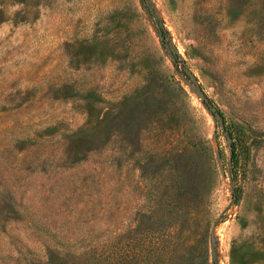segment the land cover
Instances as JSON below:
<instances>
[{
  "label": "rangeland",
  "instance_id": "obj_1",
  "mask_svg": "<svg viewBox=\"0 0 264 264\" xmlns=\"http://www.w3.org/2000/svg\"><path fill=\"white\" fill-rule=\"evenodd\" d=\"M186 155L177 264H264V0H0V264H139Z\"/></svg>",
  "mask_w": 264,
  "mask_h": 264
},
{
  "label": "trees",
  "instance_id": "obj_2",
  "mask_svg": "<svg viewBox=\"0 0 264 264\" xmlns=\"http://www.w3.org/2000/svg\"><path fill=\"white\" fill-rule=\"evenodd\" d=\"M163 35H166V31L161 27L160 28ZM217 111H219L222 114V111L217 107ZM223 115V114H222ZM132 116H136L134 113ZM127 120H131V118ZM226 129L228 130V133L231 137V141L229 145L230 150V157L232 164L234 166H237L240 162V159L242 157V154L246 151V141L244 136H237L236 134V128L234 129L232 124L225 123ZM226 138L228 139L227 135L225 134ZM185 162L189 164V168H183V172L178 173V180L176 182V190L171 196V202L172 205L166 209L169 212H175L179 215H184V218L181 221L175 222V227L173 224H171V230L169 232V237L167 238V243L162 244V249H159L157 252H153V248L151 249L146 248L144 251L143 259L140 260L139 264H177L178 258L180 254L183 256V252L191 250V244L190 242H186L183 238V240L179 239V233H181L184 229V225L188 223V216L194 212L190 206L194 205V197L192 195L191 187H192V177L195 173V161L192 160V157L190 155H186ZM235 175H237V172L235 171ZM233 195L234 199L238 200L241 195V187L238 186L237 188L234 187L233 189ZM186 227V226H185ZM146 235H152L150 231H152V228L150 226H146L144 229ZM173 238L172 240L170 237ZM166 239V238H164ZM183 245L184 251H183ZM144 260V261H143ZM127 260H125V264H127ZM113 264V263H111ZM123 264V263H122ZM131 264V263H129Z\"/></svg>",
  "mask_w": 264,
  "mask_h": 264
},
{
  "label": "water",
  "instance_id": "obj_3",
  "mask_svg": "<svg viewBox=\"0 0 264 264\" xmlns=\"http://www.w3.org/2000/svg\"><path fill=\"white\" fill-rule=\"evenodd\" d=\"M159 40L161 43H164V35L162 33V31H159ZM172 58L175 62H179L186 74V76L188 77V79L190 80L191 83H195L196 88H197V92L199 94V96L201 97V99L203 100L204 104L212 111V112H219L217 111V107L213 104V102L210 100L209 96L206 94V92L204 91V89L201 87L200 83L198 82L197 78L195 77V75L193 74V72L191 71V69L187 66L185 60H183L178 52H174L172 54ZM220 126L221 128L224 130L225 134L228 137L229 142L231 141V137L228 133V130L226 129L225 123L223 121L220 122ZM214 249V247L212 248Z\"/></svg>",
  "mask_w": 264,
  "mask_h": 264
}]
</instances>
